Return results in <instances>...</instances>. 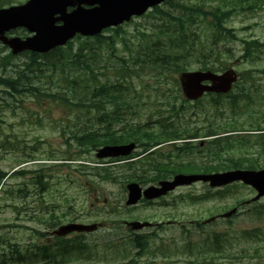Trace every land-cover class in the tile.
Listing matches in <instances>:
<instances>
[{"label":"trees","instance_id":"trees-1","mask_svg":"<svg viewBox=\"0 0 264 264\" xmlns=\"http://www.w3.org/2000/svg\"><path fill=\"white\" fill-rule=\"evenodd\" d=\"M231 10L220 8L212 0H165L145 15L158 24L151 30L136 28L138 40L132 49L124 42L127 47L124 54L117 53L115 48V43L125 33L122 26L107 28L94 37H78L66 47H58L47 54L22 52L28 58V62L22 64L13 63L14 56L8 48L0 46L8 51L0 54V93L33 97L40 102L39 105L45 101H58L62 106L74 107L78 120L81 116L87 119L88 125L79 122L83 126L74 124L67 132L66 145L76 146L77 155L63 157L62 161H79L83 155H89L106 144H136L137 150L130 156L109 160L121 161L119 165L99 166L104 162L96 161L97 165L90 168L94 184L118 183L123 189L129 181L147 184L168 179L177 173L264 168L263 99H260L257 90H249L253 86L250 84H254L252 80L240 84L236 82L228 94H207L209 99L203 97L189 104L194 108L191 112L186 108V100L177 103L180 98L177 74L191 68L194 56H198L197 62L203 58L198 66L202 70L222 71L228 67L226 61L229 62L230 50L223 46L221 51L220 45L228 38H235L226 26ZM105 32L111 34L106 35ZM242 43V61L256 63L262 59V43L258 40H242ZM103 45L110 50L112 58H107L110 64L106 68L113 72V78L98 72ZM42 58L46 61L40 60ZM48 70L52 74L49 77L51 86L47 88L34 82L38 77L36 74L30 76L27 73ZM143 75L152 80L145 81L143 91L151 87L154 93L152 97L147 94L150 100L147 98L144 102L141 101L143 92L134 88L132 82V78L137 77L141 84ZM250 75L247 74V77ZM169 79L172 80L173 90L167 87ZM145 103H151L155 111L149 112L143 120L139 118L143 116ZM248 106H251L250 109ZM243 112L247 114H241ZM155 116L157 118L152 120ZM248 119L250 121H246ZM198 123L203 124L198 126ZM28 158L34 160L32 156ZM14 174H32L29 184L36 188L38 195L47 185L43 183L46 174L42 166L35 170H15ZM3 175L0 174L1 177ZM24 186L16 188L15 194L10 189L8 194L26 200L29 195ZM222 190L215 197L209 196L207 190L200 196H189L187 199L195 202L228 198L231 192L222 193ZM247 210L258 216L260 226L243 230L241 237L257 239L260 244L254 247L255 254L260 251L264 256V204L251 203ZM31 217L48 227L64 222L61 216L55 215L54 209L47 216L34 214ZM196 227L201 228L202 225L198 222ZM182 230L190 235L185 226ZM44 235L43 231L33 228V240L25 244L10 242L0 236V264H67L71 261L87 264L82 257H90L91 251L95 253L96 245L90 247L81 234H74L68 239L54 237L49 242H44ZM227 235L226 231L214 233L211 237L213 247L202 241L195 244L188 241L185 245L184 242L175 243L172 255L190 253L180 264H218L210 252L221 253L228 243ZM151 237L129 231L127 243L122 242V237L113 238L108 239L103 247L106 251L120 252L124 256L134 250L129 262L137 264L148 253ZM119 240L120 245L116 244ZM155 249L161 255L169 254L168 249L167 253L162 251V246Z\"/></svg>","mask_w":264,"mask_h":264},{"label":"rangeland","instance_id":"rangeland-1","mask_svg":"<svg viewBox=\"0 0 264 264\" xmlns=\"http://www.w3.org/2000/svg\"><path fill=\"white\" fill-rule=\"evenodd\" d=\"M23 2L25 0H0V5L7 7ZM212 2L213 4H220L224 8L234 7L229 20L226 21V26L231 29L235 38H228L222 42L221 51L224 49L223 46L230 50L231 56L229 62L226 61V66H233L240 75L241 72L251 74L254 84H250L253 86L249 90L251 92L258 91L260 99H263L261 106L264 107V51L261 55L262 59L256 63L242 62L238 59L242 53L243 39L259 40L264 44V0H212ZM254 3L257 6L248 7L249 4ZM157 24V21L143 16L124 24L122 26L123 31H125L124 36L115 43L117 53L124 54L127 52L124 42L129 48H133L134 42L138 40L135 35L136 28L151 30ZM14 34L22 35V30L16 29ZM104 34L109 35L111 32ZM0 46H2L1 43ZM8 51L10 52L9 49ZM8 51L0 48L1 55L8 53ZM23 53L12 54L14 56L12 62L20 64L28 62V58L22 55ZM109 53V47L103 45L100 51L102 61L99 63L98 72L113 78L111 75L113 72L106 68L110 64L107 58H112ZM218 56L221 59V55ZM197 59V55L192 59L191 70L200 69L198 66L203 58L199 60L200 63L197 62ZM222 59L224 58L222 57ZM237 59L238 62H236ZM40 60L46 61L43 58ZM213 63L217 64L214 61ZM209 64L211 63L209 62ZM27 73L30 76L35 74L38 76L34 80L36 84H42L46 88L51 86L49 79L52 74L51 70ZM240 78L241 82L243 77ZM56 79L57 73L53 76V80ZM148 80L150 79L143 75V82L140 84L139 78H132L133 87L137 90L141 89L143 92L142 102L147 98L150 100L147 94H150V97L154 96L151 87H146L143 91V85ZM169 81L170 84L167 87L173 90L172 80L169 79ZM246 85L248 86V84ZM179 93L180 98H178L177 103L183 99L181 90ZM0 96V174H4L2 177L0 176V236L7 238L10 242L25 244L33 240L31 238L33 228L41 231L48 229L45 228V225L31 219V216L34 214L47 216V213L54 209L55 215L63 218V223L70 221L102 224L96 232L87 233L83 236L89 243L96 245L95 253L93 254L92 251L90 257L86 261L83 260L87 264H133L129 262V259L133 257L134 250L124 256L120 252L116 254L114 251H106L103 247L108 239L113 238L122 237V242L127 243V236L131 228L126 223L130 221H149L153 224L152 227L137 230L152 235L148 253L144 254L137 264H180L181 260L188 257L190 253L172 255V251L176 249L175 243L183 244L184 242L185 245V242L188 241L192 244L202 241L212 246V235L224 231L228 233V243L223 250L224 252L222 251L223 253L218 255L214 251L210 252L218 264H264V256L261 255L260 251L255 254L254 250V247L258 246L260 242L257 239L254 241L241 237L243 230L260 226L258 216L247 210V206L254 202H246V207H243V203L255 194L251 188L245 189L241 186L242 184L238 183L237 186L232 185L229 189L222 190L223 188H209L207 184L199 182L177 187L157 201H141L135 206H126L124 204L126 190L125 188L122 189L120 184L107 182L94 184L92 182L93 177H90L92 176L90 168L97 165L96 161H101L95 158L94 151L89 155H83L79 160L80 162L60 160L63 157L68 158L67 156L77 155L76 146L66 145V140L69 137L67 132L72 128V125H80L79 122H83L85 125L89 124L85 117L81 116L79 120L77 119L78 113L74 107L62 106V103L58 101H45L39 105L40 102L36 101L35 98L26 95L15 94L10 96L0 93ZM255 100L257 101L256 98ZM189 104L192 103H185L186 108L188 107L189 112H191L194 108ZM248 107L250 109L251 106ZM154 111L155 107L151 103H145L143 116L139 119L144 120L149 112ZM227 115L229 116V114ZM156 118L155 116L152 120ZM246 121H250V119ZM201 124L198 126H202ZM29 156H32L34 160H30ZM103 162L99 163V166L119 165L121 163L118 161L109 162V160ZM40 166L46 174L43 183L47 185H45L42 194L38 195L36 188L29 184L32 174L18 175L13 172L20 169L35 170ZM23 185L28 189L29 196L26 200L13 196L16 188L23 187ZM236 188L238 190L234 191L233 189ZM10 189L14 190L12 196L8 194ZM207 190L210 193L207 194L214 197L220 194V190L222 193L231 192V194L228 198L195 202L187 199L189 196H200ZM236 202L240 203L237 204ZM256 202L264 204V197ZM234 206L238 208V212L229 219L216 218L209 223L203 222L211 215L221 214ZM18 210L20 211L17 212ZM63 214L64 216H62ZM198 222L202 225L201 228L196 227ZM184 226L190 230V235L183 232ZM116 244L120 245V240ZM157 246H162V251L164 250L165 253L168 249L169 254L156 253L155 247ZM74 263V261L67 262V264Z\"/></svg>","mask_w":264,"mask_h":264},{"label":"water","instance_id":"water-1","mask_svg":"<svg viewBox=\"0 0 264 264\" xmlns=\"http://www.w3.org/2000/svg\"><path fill=\"white\" fill-rule=\"evenodd\" d=\"M163 0H27L24 4L0 8V42L7 45L12 54L29 50L45 52L64 44L76 33L83 36L99 34L104 28L116 26L129 21L133 15L143 14L149 7ZM76 6L67 13L66 6ZM85 5V6H83ZM93 6V7H87ZM58 16H55L57 15ZM56 21H62L59 25ZM23 27L32 32L31 36L8 37L6 32ZM237 74L233 69L216 73L210 70L183 71L178 80L183 96L188 100H197L204 93H228L236 81ZM135 149V143L104 145L99 147L97 158L127 156ZM207 182L210 187H221L235 181H241L253 187L257 194L254 200L264 196V169H235L223 172L200 174H176L170 180H162L157 185L142 187L137 182L126 184L127 196L125 205H134L141 198L156 199L165 195L177 186L190 185L194 182ZM236 212L233 208L222 214L229 217ZM132 229L148 227L149 222L132 221ZM97 224L67 223L54 230L57 235L70 232L93 231Z\"/></svg>","mask_w":264,"mask_h":264},{"label":"flooded vegetation","instance_id":"flooded-vegetation-1","mask_svg":"<svg viewBox=\"0 0 264 264\" xmlns=\"http://www.w3.org/2000/svg\"><path fill=\"white\" fill-rule=\"evenodd\" d=\"M74 9V7L73 6H70V5H68V6H66V12H70V11H72ZM57 16V15H56ZM56 23L57 24H61L62 23V21H56ZM52 50H50L48 53H50ZM50 234H51V232H50ZM50 237V236H49Z\"/></svg>","mask_w":264,"mask_h":264}]
</instances>
